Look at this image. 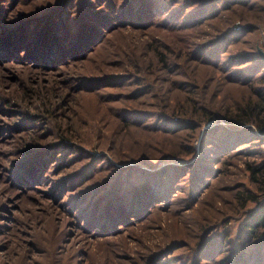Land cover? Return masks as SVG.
<instances>
[{"label":"rangeland","instance_id":"obj_1","mask_svg":"<svg viewBox=\"0 0 264 264\" xmlns=\"http://www.w3.org/2000/svg\"><path fill=\"white\" fill-rule=\"evenodd\" d=\"M258 2L0 0V264H264L263 141L191 107L250 95Z\"/></svg>","mask_w":264,"mask_h":264},{"label":"trees","instance_id":"obj_2","mask_svg":"<svg viewBox=\"0 0 264 264\" xmlns=\"http://www.w3.org/2000/svg\"><path fill=\"white\" fill-rule=\"evenodd\" d=\"M246 9L252 12L253 17L259 20L264 18V15H262L264 13V7L260 2L256 3L254 7ZM236 14L242 19L246 18L244 14L239 13L238 11ZM249 42L245 41L246 44ZM239 44L240 41H234L232 43L234 46H239ZM229 45H231V42ZM256 48L260 58L254 59V57H251L252 59H248L247 63L254 64L256 69L258 66H261L259 73L263 72L262 74L257 75L259 76L258 78L247 81V83H250L253 86V89L247 98L237 103L235 108L227 109L223 112H219L220 110L217 111L215 109L208 110V108H202L200 107L201 104L198 102L191 105L193 113L203 118V120L222 117L226 121L236 123L238 129H231V131L225 136L227 142H231L232 146L234 144L240 146L242 144L251 143L255 140L263 141L264 144V57L261 54V47L258 43ZM159 58L161 62L166 60L163 52H159ZM254 83H261L262 87L254 88ZM185 111L187 112V110ZM176 113L182 114V109L177 108ZM66 139L67 138L65 137L64 140ZM246 169L251 183L255 186V190L247 189L246 191H243L238 195V199L243 207H246L249 203H254L255 205L260 204V215L258 219L254 221V224L252 223V227H255L256 229L250 228V231L255 235L254 237L257 238L261 236L260 233H257L258 230L264 227V147L256 152L255 160L246 162Z\"/></svg>","mask_w":264,"mask_h":264},{"label":"water","instance_id":"obj_3","mask_svg":"<svg viewBox=\"0 0 264 264\" xmlns=\"http://www.w3.org/2000/svg\"><path fill=\"white\" fill-rule=\"evenodd\" d=\"M262 56L264 57V49H260Z\"/></svg>","mask_w":264,"mask_h":264}]
</instances>
